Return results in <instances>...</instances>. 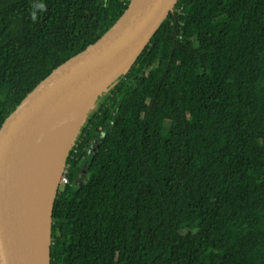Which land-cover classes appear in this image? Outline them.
<instances>
[{
  "label": "trees",
  "instance_id": "trees-1",
  "mask_svg": "<svg viewBox=\"0 0 264 264\" xmlns=\"http://www.w3.org/2000/svg\"><path fill=\"white\" fill-rule=\"evenodd\" d=\"M128 2L0 0V122ZM63 177L50 264H264V0H177Z\"/></svg>",
  "mask_w": 264,
  "mask_h": 264
},
{
  "label": "water",
  "instance_id": "water-1",
  "mask_svg": "<svg viewBox=\"0 0 264 264\" xmlns=\"http://www.w3.org/2000/svg\"><path fill=\"white\" fill-rule=\"evenodd\" d=\"M177 0H129L98 38L65 58L35 84L0 122V264H50L52 206L68 153L100 98L128 72ZM102 91L55 133L64 143L48 201L35 209L24 190L27 141L88 95ZM43 233H39V228Z\"/></svg>",
  "mask_w": 264,
  "mask_h": 264
},
{
  "label": "bare ground",
  "instance_id": "bare-ground-1",
  "mask_svg": "<svg viewBox=\"0 0 264 264\" xmlns=\"http://www.w3.org/2000/svg\"><path fill=\"white\" fill-rule=\"evenodd\" d=\"M101 92L88 95L83 101L78 102L68 112L55 120L52 125L33 135L27 141L24 160V190L31 209H35L42 200L48 201L47 199L53 191L52 186L54 187L64 147V143L59 139L58 133L55 132L59 126L72 119V115L77 117L78 113L86 108L88 101L99 97ZM39 233H43L41 227Z\"/></svg>",
  "mask_w": 264,
  "mask_h": 264
},
{
  "label": "rangeland",
  "instance_id": "rangeland-1",
  "mask_svg": "<svg viewBox=\"0 0 264 264\" xmlns=\"http://www.w3.org/2000/svg\"><path fill=\"white\" fill-rule=\"evenodd\" d=\"M93 100H95V99H93ZM97 144H98V141H92L90 144H89V146H88V151H90L91 153L94 151V149L96 148V146H97ZM37 154V153H36ZM88 160V159H87ZM83 168L81 169V171H82V173L84 174V173H86V176H87V172L85 171V166H82ZM85 176V177H86ZM62 177H63V174H62V176L60 175L59 176V179H58V184H57V187H59V186H61L62 184H61V179H62Z\"/></svg>",
  "mask_w": 264,
  "mask_h": 264
},
{
  "label": "built area",
  "instance_id": "built-area-1",
  "mask_svg": "<svg viewBox=\"0 0 264 264\" xmlns=\"http://www.w3.org/2000/svg\"><path fill=\"white\" fill-rule=\"evenodd\" d=\"M65 183H66V179L64 177H62L61 184H65Z\"/></svg>",
  "mask_w": 264,
  "mask_h": 264
}]
</instances>
